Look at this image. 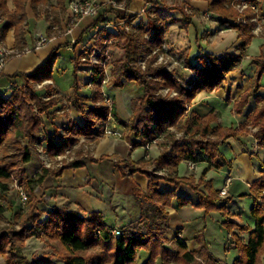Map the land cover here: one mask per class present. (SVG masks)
I'll return each instance as SVG.
<instances>
[{
    "label": "trees",
    "instance_id": "16d2710c",
    "mask_svg": "<svg viewBox=\"0 0 264 264\" xmlns=\"http://www.w3.org/2000/svg\"><path fill=\"white\" fill-rule=\"evenodd\" d=\"M12 1L15 9L11 12L8 0H0V16L6 20L1 27L0 39L4 41L9 31L15 28L16 45L24 50L21 37L25 35L28 8L31 7L36 15L41 7L50 8L54 16L53 21L49 20L50 29H64L63 23L68 22V17L64 21L62 16L66 14L72 0H57L54 6L48 0ZM134 1L136 0H128L127 7L131 8ZM141 1H146L149 5L146 9L147 22L138 24L132 32L117 27V31L109 32L108 35L115 37L124 50L123 56L114 64L111 88L123 89L126 83H135L143 89V95L134 105L129 123L121 119L114 98L112 110L104 102L97 104L104 98L101 87L105 72L102 65H91L88 61L83 63L77 56L74 60L72 104L83 114L84 125L72 122L64 129V141H53V137L46 131L47 123H53L65 106L60 104L59 91L55 87L50 86L47 91L38 92L35 84L53 80L62 47L55 48L47 61L32 74H22L24 83L16 81L21 74L14 73L10 76L13 80L10 89L0 88V198L8 201V193L15 180H19V185L23 187L27 197L25 204L21 202L20 206L13 200L0 203V219L7 222L0 229V255L7 264H42L35 258H29L24 252L27 240L32 237L46 238L56 243L54 256L62 264H203L178 235L173 240L167 237L171 216L167 208L172 206L177 197V189L183 184L197 194L196 207L204 208L208 214L220 212L225 219L222 224L229 232L238 227L231 220L233 215L228 211L227 204L219 205L224 201L220 196L221 190L213 187L210 182L196 180L194 176L180 177L177 169L185 159L194 162L208 161L218 169L232 168L231 162L220 149L231 138L239 140L241 137L253 135L258 145L264 146V44L260 46V54L252 58L251 64L255 70L249 88L234 102V110L238 115L245 113L251 101L257 103L245 123L238 127L223 126L219 123L221 113L216 110L204 116L197 112L189 113V108L201 92L211 93L223 89L228 75L238 69L256 37L254 30L260 21L261 0H246L252 2L257 10L248 7L244 14L233 7L242 0H199L208 2L209 11L238 32L240 43L237 50L240 54H207L199 58L201 66L188 62V68L195 71L197 77L186 85L175 74L168 73L164 66L156 65L157 56L152 55L156 48L162 47L168 27L157 15L161 1ZM188 8L189 5L183 3L170 9L179 10L188 23H192L193 14L187 13ZM111 15L127 20L129 24L139 17L130 16L127 11L109 9L91 20L76 44L86 43L84 37L90 34V38L96 39L93 49L101 48L102 42L95 36L103 31L99 32L96 28L110 20ZM257 16L259 20H255ZM68 46L70 44L65 47ZM100 59L103 60L104 56L101 55ZM141 61L145 62V68L139 64ZM82 66L89 67L93 73L92 78L88 79L89 85L95 87L91 94L82 93L78 74ZM5 77L4 72L0 71V81ZM164 88L168 89L166 95L160 91ZM110 118L126 127V137L133 148L144 147L158 136L166 135L169 139L164 152L154 161L158 169L168 168L171 172L168 175H159L156 170L150 171L144 162L136 163L132 159L116 161L123 174L131 177L133 197L140 210L138 219L118 228L121 231L120 236L113 233L115 229L106 222L102 212L87 213L81 207L74 209L71 202L62 206L50 205L36 193L47 178H58L68 169L84 167V159L89 153L79 149L75 152L74 160H64L56 168L42 167L33 178L27 176V167L33 162L37 145H44L45 151L52 157L66 154L82 136L91 139L101 137ZM52 126L56 129L54 124ZM172 128L184 131L188 142L182 144L176 140V133L171 132ZM56 133L60 134L58 129ZM251 155L254 156V153L251 152ZM111 159L113 158L103 155L99 161ZM261 166L263 175L252 184L251 192L252 196L261 201L250 211L255 225L254 228L239 227L240 231L249 232V239L245 243L238 237L235 238L239 256L233 264H263L264 198L261 197L264 192V161ZM135 174L148 178L147 190L133 179ZM162 180L173 183L176 189L161 191L159 187ZM203 185L207 187L206 191L201 189ZM187 203L189 201L181 202L182 205ZM7 213H11L10 220L6 218Z\"/></svg>",
    "mask_w": 264,
    "mask_h": 264
},
{
    "label": "crops",
    "instance_id": "0c3cea01",
    "mask_svg": "<svg viewBox=\"0 0 264 264\" xmlns=\"http://www.w3.org/2000/svg\"><path fill=\"white\" fill-rule=\"evenodd\" d=\"M197 3H199V1L190 0L189 4L195 6ZM147 5L148 3L146 1L136 0L132 5V10L133 12H137V10L141 8L147 9ZM8 7L11 12L15 9L12 0H8ZM30 10L31 7L28 8V20L24 28L25 35L22 36L24 39L22 41L24 44L23 48L27 51L23 56L12 57L8 60L4 68L6 77L1 79L0 88L2 90L10 89L11 82L13 81L10 79V76L14 73H20L21 75L15 80L24 83L22 74H32L39 66L47 61L55 48L62 47L59 52V59L56 63V66L60 65L55 67V70H58L62 75H66L69 72V75H67L69 86L63 87L64 85H59L58 81L54 78L51 80L54 87L59 91L60 104H63L65 107L58 113L53 123H47L46 131L48 135L53 137V141L63 142L64 139L58 136L56 129L59 131L60 127L68 128L72 122L80 126L84 125L83 114L76 110L72 104L74 94L73 72L75 58L85 50L83 47L84 42L76 44V41L91 23V20H81L79 24L75 26L72 33L66 34L64 29L59 27L58 31L50 29L49 21L36 19L35 15L31 14ZM160 10L161 8L157 15L160 14ZM208 13L218 17L210 11ZM172 18H174V16ZM147 20L148 13L139 17L136 23H146ZM165 20H163V22H165L167 26L175 25L178 22L173 21L169 23ZM5 23L0 19V31ZM169 33L170 29L167 31V34ZM167 34L165 40L168 39ZM41 35L47 36L48 41L42 47L36 48L38 38ZM233 36L236 37V44L240 42L238 32H233L232 37ZM15 40V28H12L7 34L4 42L10 48H21V46L16 45ZM66 44H70V46L65 47ZM262 44H264V38L261 36L255 37L247 52L254 49V53H250V55L256 57L260 54V46ZM205 53L213 52L205 50ZM197 55H199V53H197ZM251 56H249L248 59L250 60L248 62L246 58H243L238 69L229 74L227 77L228 84L225 83L223 89L211 93L206 91L201 92L193 101L189 113L197 112L204 116L212 110H216L221 113L219 123L223 126L238 127L245 123L248 114L251 111L253 112L257 103L251 101L245 113L243 115H238L234 111V102H236L239 96L250 86L251 78L255 70V67L251 64L253 60ZM67 57L70 63L68 62L69 65L65 68L66 61L64 59ZM80 68H83V66ZM78 72L80 73V71ZM79 80L82 87L84 83L82 81L83 78L79 76ZM83 89L84 88H82V92ZM108 94L114 97L117 111L121 119L129 123L132 112H129L127 115L121 112L118 101L119 95H121L120 102L124 109H126L128 97L130 99L136 98L137 104L143 95V89L137 87L135 83H126L123 89L108 88ZM53 124L56 129L53 128ZM116 124L118 128L125 133L123 139H116L111 136L92 139H87L85 137V141H79L72 147V149L76 148V150L81 149L85 151L84 148L90 146L91 150L89 154L91 157L87 156L84 159L85 166L68 169L58 178L52 176L47 178L43 187L37 189V195L40 198L43 197V200L45 202L47 201V204L50 205L62 206L66 202H71L74 209L81 207L87 213L95 211L102 212L106 218V222L114 229L121 228L138 219L140 217V210L133 197L131 177L125 176L121 167L115 165L112 159L102 162L99 160L103 155H106L118 156L121 160L132 159L136 163H145L146 161H144V158L147 155H150L156 161L161 154L160 152L158 154V151L154 150L155 146H150L152 148L150 153L152 154L147 151L145 146L138 148L132 147V149H130L129 146H131V144L128 143L126 137V127L117 122ZM220 149L226 159L231 162L232 168L223 167L222 169H218L208 161L194 162L185 159L179 165L177 174L180 177L194 176L196 180L202 179L205 182H210L212 186L218 190H221L229 180L228 196L224 198V201L219 205L223 203L227 204L228 211L233 215L231 220L237 223L238 227L235 228L233 232H229L222 224L225 219L220 212L208 214L204 208L196 207L195 204L198 202L197 194L184 184L177 189V197L173 200L172 206L167 208L171 215L167 237L173 240L178 235L186 242L189 250L195 253L203 264L234 263L235 259L239 256L234 241L235 238L238 237L245 243L249 239V232H242L239 227L249 226L254 228L255 220L252 218L250 211L254 205L261 203L260 199L251 195V192L252 184L258 181L263 175L261 163L264 161V146L260 147L253 135H249L247 137H241L239 140L231 138L226 144H223ZM224 149H229V152L226 153ZM251 152L254 153V156L251 155ZM92 158L95 161H93ZM194 169L196 170L194 171ZM38 170L39 169L35 170V174ZM133 179H135L143 189L147 190L146 188L148 187L149 180L145 175L135 174L133 175ZM159 188L161 191L166 192L172 189L175 190L176 186L171 182L162 180ZM201 189L206 191L207 187L203 185ZM183 200L189 201V203L182 205L181 202ZM241 207L244 209L247 208L246 210L249 211L248 213L250 216L248 218L241 216Z\"/></svg>",
    "mask_w": 264,
    "mask_h": 264
},
{
    "label": "rangeland",
    "instance_id": "374dc122",
    "mask_svg": "<svg viewBox=\"0 0 264 264\" xmlns=\"http://www.w3.org/2000/svg\"><path fill=\"white\" fill-rule=\"evenodd\" d=\"M48 1H49V4L52 6L56 5V3H57V0H48ZM160 1H161V10H160L159 16L162 18V20H165V18H166V20L169 23L173 22V21H178V22L175 25L167 27V31H169V29H170L169 34H167V32H166V34L168 35V39L165 40V38H166V35H165L162 47L156 48V50H154L152 55L157 56V60L155 62L156 65L164 66L168 73L175 74L176 77L183 84L186 85L190 80L197 77L195 71L188 68V62H191L192 64L197 65V66H201V61L199 58H201V56H205L207 54H213L214 53V55H216V56H222L225 53L240 54V51L237 50V47H238L237 45H239L238 43H240V42H237V44H236V37L235 36L232 37V33L235 32L234 29L230 28L228 25L223 23L220 19H218V17L208 13L209 12L208 2L195 0V1H199V3H197L195 6H192V4H189L190 0H187V1L186 0H160ZM242 2L243 1H240V5ZM183 3H187L189 5V8L187 9V13L190 15L193 14L192 23H188V21L183 17V14L179 10H171L170 9L171 7L181 6ZM237 3H235L236 5L234 4L233 7H235L237 10H239L240 13L244 14L247 11L248 7L245 8V6H239V4L237 5ZM248 3L252 4V2H248ZM146 7H149V5H147ZM143 9L144 8H141V9L137 10V12H135V13H138L139 14L138 16L141 17L142 15H145L144 13H142ZM260 10H261V13L259 16L260 17L259 25H257V27L255 28V29H257V32H255V30H254V32L257 35L256 37L261 36L264 38V0H261ZM30 12H31V14H34L32 9L30 10ZM141 13H142V15H141ZM68 14H69L68 10H67L65 15L63 14L62 17H64L63 18L64 21L67 19ZM34 15H35V18L38 20L42 19V20H46V21H49V20L53 21V18H54L50 8H46V7L45 8L41 7L40 12L37 15L36 14H34ZM154 16H156V15H154ZM173 16H174V18H172ZM259 17L257 16L255 20H259ZM0 19L5 23V20L2 18V16H0ZM64 25L65 24L63 23V26ZM54 31H58V29L57 30L54 29ZM0 37H1V32H0ZM89 38H90V34H87L86 37H84L85 41H87L86 43L83 44V47L85 50L81 54L78 55V57H80L81 60L83 57L88 59L90 54H92V52H93V51L91 52V50L94 48L93 47V45L95 44L94 40H96V39H93L92 37L90 39ZM95 38H96V36H95ZM21 40L23 41L24 39L21 37ZM99 40L101 41V39H99ZM4 41L2 39H0V45L1 46L6 47L7 49H11V50L16 51V52H14V54L12 53L11 56H9L7 58V62L12 57H19V56L25 55L24 53L17 54V52L18 51L24 52L27 50H25V49L22 50L19 47L10 48L5 44ZM111 48H112V59L109 60V64L107 65L109 78H107L108 80L106 83H104V81H103V84L101 87L103 95H104V92L108 94V88H111L112 73H113V70L115 68L114 64L117 60H119L123 56V51H124L121 45H116V46L111 45ZM98 49H100V48H98ZM104 50L105 49L101 48V51H104ZM205 50H208L209 52H213V53H207L206 54ZM254 51H255L254 49H251L250 52L246 53L244 59L246 58L247 62L250 60V59H248L249 56H251L250 53H254ZM174 53L181 55L185 60L184 63L177 64L176 59L173 56ZM197 53H199V55H197ZM100 55L104 56L103 53H101ZM253 57H255V56H251V58H253ZM104 58H105V56H104ZM64 60L66 61V66H64V67L67 68V66L69 65L68 62L70 63V60L68 57L65 58ZM7 62H6V64H7ZM88 62L90 63V61H88ZM90 64L93 65L92 63H90ZM59 65H57L56 67H58ZM102 67L104 68V72H105V66L102 65ZM169 67L172 68L171 71L168 70ZM78 71H80V73L78 72V74L80 77L83 78L82 81L84 82L82 84V88H84L82 93L91 94L95 90V87L92 85H89L90 81L87 78H92V74H93L92 70L89 67H83V68H79ZM2 72H4V69ZM104 74H106V72ZM67 75H69V72L66 75H62L61 73H59L58 70H54L53 78L56 81H58L59 85H61V86L64 85L63 87H67V86H69V82H67V81H69ZM104 79H106V76ZM225 83L228 84V80ZM50 86L54 87L52 81H50L49 83H47V81H45L41 84H35V88L38 92H45L49 89ZM224 87H225V85H224ZM164 89H167V88H164ZM217 91H219V90H217ZM161 93L163 94L164 92H161ZM108 95L111 96L110 94H108ZM111 97H113V96H111ZM118 101H119V106H120L121 112L123 114L126 113V115H127L129 112H133V108H134V105L136 104L137 99L136 98L130 99L128 97L126 109H124L123 105L120 102L121 101V95H119ZM99 102L102 103L104 101L102 100ZM189 111H190V108H189ZM114 122H116L115 119L113 120L111 118L110 120H108V122L106 124L110 125V124H113ZM250 128L252 131L254 130L253 127H250ZM64 129H65L64 127H60L59 128L60 134L58 135L59 137H61L63 139L65 136ZM171 132L176 133V140L180 141L182 144H185L188 142L187 138L185 136L186 133H184V131H177L175 128H172ZM124 136H125V133H123V138H124ZM101 137H108V136L102 135ZM87 139H91V138H87ZM85 140L86 139L84 136L80 137V142L85 141ZM154 140H155V142H154ZM86 142H89V141H86ZM168 142H169V139L166 137V135H162V136H158L157 138L153 139V141L149 144L151 147L155 146L154 150L158 151V154H159V152H160V154H162L165 150L164 148L166 147V145H168ZM148 145H146V146H148ZM38 146L39 145H37V151L34 154V159H33L34 163L32 162V164H30L27 167V176L28 177H32V176L34 177L35 176V170H37V169H39L38 170V172H39L42 169V167H45V166L48 168H56V167L60 166L64 160H68V161L72 160V159L74 160V158L76 157V154H74V152L77 151L76 148L75 149L71 148L70 150L67 151L66 154L56 155L55 157H52L49 154H40ZM150 146H149V148L146 147L147 151L149 153H150V150L152 149ZM129 148L132 149V145L129 146ZM84 149H85L84 152L90 153V150H91L90 146H86ZM224 151L226 153H228L229 149H224ZM150 154H152V153H150ZM89 156L91 157L90 154H88V157ZM110 157L113 158L112 162H114L115 165L117 163L116 161L121 160L120 157H118V156H110ZM144 161H146L145 164L149 167L150 171L156 170L157 174H159V175H168L171 173V172H169L168 168L158 169L156 167V165L154 164L155 160L150 155H147L144 158ZM195 170L196 169H194V171ZM19 184H20L19 180H15L13 182V184L11 185V191L8 193V197H7L8 201L13 200L15 202V204L18 206H20V204H21V200H20L21 195L19 194L20 189L24 191L23 187H21ZM263 193H262V195H263ZM24 194H25V192H24ZM42 199H43V197H42ZM8 201L4 200L3 197L0 198V203L1 202L7 203ZM46 203H48V202L46 201ZM246 209L241 207L240 213H241V216L248 218L250 215L248 213L249 211ZM10 215H11V213H7L6 218L9 219ZM6 224H7L6 220L1 218L0 219V229L4 228L6 226ZM55 245H56V243L50 242L46 238L38 239V238L32 237V238H29L27 240L26 246L24 248V252L29 258H35L38 261H40V263H42V264H62L54 256ZM0 264H7L6 260L1 255H0ZM158 264H161V262H158Z\"/></svg>",
    "mask_w": 264,
    "mask_h": 264
},
{
    "label": "built area",
    "instance_id": "2783aa9c",
    "mask_svg": "<svg viewBox=\"0 0 264 264\" xmlns=\"http://www.w3.org/2000/svg\"><path fill=\"white\" fill-rule=\"evenodd\" d=\"M243 2L241 3V5L239 4V6H245V8L247 7H252L253 9L257 10L256 6L254 4H249L248 2H246V0H242ZM128 4V0H72L70 5H69V14H68V22L64 25V32L66 34H70L73 32V29L75 28V26H77L79 24V22L81 20H93L96 19L98 16L102 15L104 12L109 11V9H116L120 12H128L130 14V16H138V13L133 12L132 7L128 8L127 7ZM243 9V8H242ZM142 13L147 14V10L146 8H144L142 10ZM141 13V15H142ZM139 18V17H138ZM110 20L106 21L103 24H100L97 26L96 30L100 32V30H102L103 32L97 35V39H101L102 41V49H105L104 51H101V48L98 49L97 47L94 49V51L92 52V54H90L89 58H82V61H90V63H92L93 65H98V64H102L103 66H105V76L106 79L104 80V83L107 82V78H109L108 75V70H107V65L109 64V60L112 59V48L111 45H119V41L115 38V37H109V32H115L117 31V27H121L123 29H125L127 32H132L136 29L137 25L139 23H136L137 20H135L134 22H132V24H129L127 22V20H123V19H119L116 18L115 15H111ZM115 22V23H114ZM255 32H257V29H255ZM149 38V36H147ZM47 36L45 35H41L38 38L37 44H36V48H40L42 47L44 44L47 43ZM14 50L11 49H7L6 47H3L0 45V71L2 72L3 69L5 68L6 62H7V58L9 56H11V54H14ZM104 54L105 58L103 60L100 59V54L101 53ZM22 53H26V51L24 52H20L18 51L17 54H22ZM173 56L176 59V63L177 64H182L184 63V58L177 54L174 53ZM139 64H141L143 66V68H145V62H140ZM169 71L172 70L171 67L168 68ZM50 81H47V83H49ZM161 92H164L163 94L166 95L168 93L167 89H162L160 90ZM104 103L110 108V110H112L113 108V97L109 96L107 93L104 92V99H103ZM98 104H101V102H98ZM111 119V118H110ZM109 119V120H110ZM113 119V118H112ZM255 131V129H254ZM104 136H111V137H115L116 139H121L123 138V132L118 128L116 122H114L113 124L107 125L105 127V131L104 134H102ZM155 142V140H154ZM150 144L146 147L149 148ZM39 148V152L40 154H47V152L45 151V147L44 145H40L38 146ZM229 180L228 182H226L225 186L221 189L220 191V196L223 198H226L228 196V185H229ZM20 200L23 204H25L26 202V194H24V191L20 189ZM261 198H264V193L262 195ZM113 233L116 236H120L121 235V231L119 229H115L113 231Z\"/></svg>",
    "mask_w": 264,
    "mask_h": 264
}]
</instances>
